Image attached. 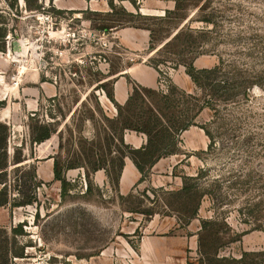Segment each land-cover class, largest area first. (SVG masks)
Masks as SVG:
<instances>
[{"label": "rangeland", "instance_id": "1", "mask_svg": "<svg viewBox=\"0 0 264 264\" xmlns=\"http://www.w3.org/2000/svg\"><path fill=\"white\" fill-rule=\"evenodd\" d=\"M12 2L0 0L8 26L0 51V122L9 127L2 178L11 199L18 189L32 193L34 182L41 186L34 204L0 205V264H198L202 237L207 251L237 258L249 252L250 263L264 264V0H185V20L161 19L175 0H115L114 10L109 0H39L32 9L25 0L18 8ZM136 7L145 18L129 14ZM204 17L215 24L201 22ZM180 24L206 33L152 51ZM220 59L232 81L248 79V96L235 90L230 100L215 98L180 64L211 68ZM228 77L221 75L222 86ZM139 86L169 94L176 86L201 104L212 101L197 123L213 139L192 126L180 134L178 152L145 176L130 157L121 169V152L147 142L145 133L124 129L138 125L143 100L136 95L120 116L107 93L120 103L117 93L130 97ZM45 124L55 132L35 142ZM56 160L67 191L54 176ZM98 166L111 174L94 171ZM204 220L213 223L203 229ZM20 223L25 234L14 237ZM21 248L24 256L15 257L12 251Z\"/></svg>", "mask_w": 264, "mask_h": 264}, {"label": "trees", "instance_id": "2", "mask_svg": "<svg viewBox=\"0 0 264 264\" xmlns=\"http://www.w3.org/2000/svg\"><path fill=\"white\" fill-rule=\"evenodd\" d=\"M39 0H25L27 6L32 9L36 5ZM132 4H136V0H130ZM176 7L174 10H166V14L161 17V19H169L172 16H175L177 19L185 20L189 16L186 14L182 15V11L185 10V0H175ZM110 7L114 10L116 8L115 0H109ZM12 8H18V0H13L10 4ZM136 12H129L132 16L143 17L144 15L141 12V9L136 7ZM201 22L206 23L208 26L214 25L215 22L212 18L204 17L200 20ZM130 21L126 22V24H130L133 27H148L150 31L153 30L149 28L150 26L147 24L140 25L137 23H129ZM122 24V23H121ZM7 24L4 22V17L0 12V51L6 50V42L5 38L8 34ZM179 28L173 33L172 37L164 43L160 47H154L153 44L151 45L152 51L159 52L163 50L165 47L169 46H177L179 40H185L186 37H193L194 33L197 34H205V29H192L191 26L187 25H179ZM107 31L109 27H104ZM174 43V44H173ZM186 67V73L191 77L193 82L202 90H209L212 96H223L225 100H230L234 93H231L235 90H241L245 96H248V91L250 87H247L248 79H242V81L238 82L236 77L232 81L231 78L228 77V74L225 69V62L224 60L220 59L219 65H216L211 68H198L195 65L194 61L180 63ZM157 66V64H155ZM226 72V73H225ZM221 75H227L228 79L223 82L224 86H222L221 82ZM231 79V80H229ZM237 81L238 83H236ZM224 87L225 91L227 92L225 95H219V88ZM169 93L158 92L156 89L153 88H146L139 86L134 90L126 102L125 105H121L116 101L114 93H107L110 100L115 104L118 113L120 116L124 115V110L128 109L130 111L131 105L135 100L137 95L138 99L141 98L143 100V105L139 104L137 107L142 109V112L137 113V123L138 125H133L131 123H125L124 129H131L143 132L147 135V142L146 144L142 145L138 148L130 147V153L125 151L121 152L120 162H121V169L125 166V160L127 157H130L134 164L136 165L137 169L143 176L146 175L147 171L150 168H153L163 157L169 154L177 153V147L179 144V136L182 132L188 130L192 126H200L206 134L213 139V134L205 125L197 123L198 117L200 114L205 110V108L209 106H214L211 104L212 101H207V103H200V99L186 91H179L176 86H170ZM230 92V93H229ZM177 94H181V99H177ZM159 96L160 99H156L154 101V97ZM222 98V97H220ZM137 99V98H136ZM161 100L164 101L165 107L161 106ZM163 108H166L168 111H164ZM179 108V111H177ZM179 113V114H178ZM55 132V129L52 127L51 124H45L41 126V131L34 137L35 142H43L49 138H51L52 134ZM9 136V127L0 122V185H3L0 188V194H3L4 197L0 198V205L5 206L8 204H12L13 206H25L31 205L37 202V186L40 187L41 183L34 182L33 186L34 191L32 193L25 192L23 189H18V196L14 197L13 199L9 196V185L7 181H5L2 176L6 174L8 170V152H7V139ZM120 141L126 147L127 143L125 141V134L120 136ZM212 145V143H211ZM16 163H21L23 160L16 159ZM104 168L108 174H111L109 167L105 166H98L95 167L94 171L100 170ZM122 171V170H121ZM120 171V172H121ZM36 171L33 173V178H37ZM120 174L117 175V178ZM54 176L57 180L61 181L62 189L67 191L70 187V183L63 177V171L60 165V161L56 160L54 164ZM28 186V183H25ZM187 188V186H186ZM129 212L133 213H142L148 214L147 210L138 209V208H129L127 209ZM198 213V209L193 211V215L189 218L191 221ZM213 223V221H203V229H206L209 224ZM23 223H20L17 227H14L13 234L14 237L18 235L25 234ZM204 248V249H203ZM200 257L198 259V264H254V262L250 263L247 258L250 256L249 252H243L240 258L234 256H222L219 250L214 252L207 251L205 249V244L203 237L200 238ZM12 254L15 257H23L24 256V249H20L17 251H12ZM71 264V263H66ZM187 264H193V262L188 259Z\"/></svg>", "mask_w": 264, "mask_h": 264}, {"label": "crops", "instance_id": "3", "mask_svg": "<svg viewBox=\"0 0 264 264\" xmlns=\"http://www.w3.org/2000/svg\"><path fill=\"white\" fill-rule=\"evenodd\" d=\"M134 68L135 67H133L132 69H131V73L133 74V76H136L135 75V71H134ZM140 72H141V70H140ZM149 73H150V71H148ZM142 75V74H141ZM137 80L141 83V84H143L144 86H155V84L154 83H151L152 81H148V82H145V81H143V80H141L140 79V77H137ZM128 97H129V95H124V93H123V95L120 97L119 96V94L117 93V100L121 103V104H124L127 100H128Z\"/></svg>", "mask_w": 264, "mask_h": 264}, {"label": "water", "instance_id": "4", "mask_svg": "<svg viewBox=\"0 0 264 264\" xmlns=\"http://www.w3.org/2000/svg\"><path fill=\"white\" fill-rule=\"evenodd\" d=\"M18 45L20 46V42L17 41V42L14 43V47L15 48L18 47Z\"/></svg>", "mask_w": 264, "mask_h": 264}, {"label": "bare ground", "instance_id": "5", "mask_svg": "<svg viewBox=\"0 0 264 264\" xmlns=\"http://www.w3.org/2000/svg\"><path fill=\"white\" fill-rule=\"evenodd\" d=\"M22 46H23V50H26V45L25 44H22Z\"/></svg>", "mask_w": 264, "mask_h": 264}]
</instances>
